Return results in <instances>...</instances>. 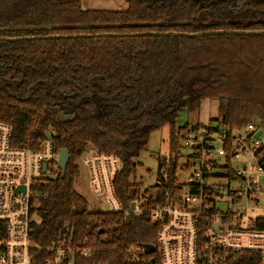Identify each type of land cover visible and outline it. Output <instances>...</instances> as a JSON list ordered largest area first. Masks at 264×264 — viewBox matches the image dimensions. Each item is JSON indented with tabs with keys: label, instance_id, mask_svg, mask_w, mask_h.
<instances>
[{
	"label": "trees",
	"instance_id": "16d2710c",
	"mask_svg": "<svg viewBox=\"0 0 264 264\" xmlns=\"http://www.w3.org/2000/svg\"><path fill=\"white\" fill-rule=\"evenodd\" d=\"M239 1L127 0L125 10H99L82 0H0V121L13 126L19 147L38 149L49 133L55 151H69L65 174L34 187L31 264H48L49 244L66 233L93 253L74 264H162L157 250L131 263L128 249L157 246L150 212L167 186L176 188L189 127L181 113L216 100L219 124L256 121L264 131V33H166L264 30V0ZM21 37L35 38L7 39ZM59 111L75 119L62 123ZM165 126L174 160L161 158L156 197L141 194L132 158ZM87 146L121 158L115 190L127 217L91 211L76 190ZM139 196L140 216L130 211Z\"/></svg>",
	"mask_w": 264,
	"mask_h": 264
},
{
	"label": "built area",
	"instance_id": "2783aa9c",
	"mask_svg": "<svg viewBox=\"0 0 264 264\" xmlns=\"http://www.w3.org/2000/svg\"><path fill=\"white\" fill-rule=\"evenodd\" d=\"M181 135V149L190 150L181 165L188 175L182 180L176 174V188L167 186L150 212L158 225L156 250L162 264H264L261 126L251 121L229 130L215 121L198 129L188 127ZM58 160L59 151L50 139L38 149L19 147L13 143V126L0 121V264H31V224L38 219L31 214L34 187L61 172ZM84 164L94 194L110 212L127 217L130 212L115 190L121 158L96 150L85 156ZM130 211L142 214V197ZM47 249L48 264H74L78 256H93L67 233ZM128 254L131 263H138L145 252L143 247L129 248Z\"/></svg>",
	"mask_w": 264,
	"mask_h": 264
},
{
	"label": "rangeland",
	"instance_id": "374dc122",
	"mask_svg": "<svg viewBox=\"0 0 264 264\" xmlns=\"http://www.w3.org/2000/svg\"><path fill=\"white\" fill-rule=\"evenodd\" d=\"M218 117V103L216 100H205L198 112H193L187 115L183 111L180 115L179 122L188 121V126L191 127L197 123L204 125H215V119ZM256 122V121H255ZM169 129L167 126L155 130L144 141L143 149L133 159L137 163L135 179L140 184V193L155 195L158 188L157 183H160L161 176L159 172V163L161 158H167L168 162L174 160V154L169 144ZM96 151L92 146H87L82 158L78 160L79 175L75 180L76 190L83 195L91 211H109L108 205L103 199L98 198L91 187L89 171L84 164L86 155ZM183 157L178 159V167L176 174L180 179H185L188 175L187 170L182 169L181 165L186 162V155L189 154V149H181ZM50 174V172L48 173ZM225 204L220 203L223 207Z\"/></svg>",
	"mask_w": 264,
	"mask_h": 264
},
{
	"label": "water",
	"instance_id": "95a60500",
	"mask_svg": "<svg viewBox=\"0 0 264 264\" xmlns=\"http://www.w3.org/2000/svg\"><path fill=\"white\" fill-rule=\"evenodd\" d=\"M246 0H241L238 2V7H242L243 4L245 3ZM176 34V35H183V36H197V35H202L204 33H215V34H219V33H235V34H262L264 33V30H257V31H253V30H213V31H208V32H199V33H177V32H168L166 34ZM101 35V34H98ZM105 35H109V34H105ZM119 35V34H118ZM29 39V38H35V37H21V38H7V39H11V40H17V39ZM60 118L62 122H66V121H72L75 116H66L63 112H60ZM263 132L260 130L257 132V136H260ZM46 139H50V134L46 133L45 135ZM263 143H264V136L262 137ZM69 162V151L66 148H62L59 150V160H58V165L59 168L61 169L62 174L64 175L66 172V168ZM43 170H46V164H44L43 166ZM264 179V176H263ZM23 188V187H22ZM135 208V202H133L131 204V209L134 210ZM144 248V252L145 254H152L155 252L156 247L153 244H143L142 245ZM152 263L155 264V259H152Z\"/></svg>",
	"mask_w": 264,
	"mask_h": 264
},
{
	"label": "crops",
	"instance_id": "0c3cea01",
	"mask_svg": "<svg viewBox=\"0 0 264 264\" xmlns=\"http://www.w3.org/2000/svg\"><path fill=\"white\" fill-rule=\"evenodd\" d=\"M85 9L99 10H125L128 7L127 0H82Z\"/></svg>",
	"mask_w": 264,
	"mask_h": 264
},
{
	"label": "flooded vegetation",
	"instance_id": "af4514ba",
	"mask_svg": "<svg viewBox=\"0 0 264 264\" xmlns=\"http://www.w3.org/2000/svg\"><path fill=\"white\" fill-rule=\"evenodd\" d=\"M60 112H61V111L58 112V118H59V120L61 121V118H60ZM65 115H66V116H72L71 114H65ZM74 119H75V118H74ZM74 119H73V120H74ZM67 122H70V121H66V122H62V123H67ZM136 155H137V153H136ZM136 155H135V156H136ZM133 158H134V157H133ZM133 158H132V159H133ZM133 160H134V159H133ZM121 161H122V160H121ZM134 162H135V160H134ZM122 164H123V163H122Z\"/></svg>",
	"mask_w": 264,
	"mask_h": 264
}]
</instances>
